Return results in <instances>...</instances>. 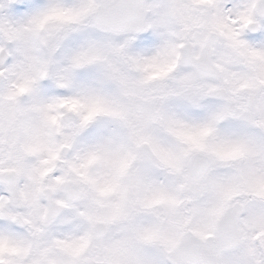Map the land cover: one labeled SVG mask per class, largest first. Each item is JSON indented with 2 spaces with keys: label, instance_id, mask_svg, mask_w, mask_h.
Returning <instances> with one entry per match:
<instances>
[{
  "label": "snow or ice",
  "instance_id": "6c2138e0",
  "mask_svg": "<svg viewBox=\"0 0 264 264\" xmlns=\"http://www.w3.org/2000/svg\"><path fill=\"white\" fill-rule=\"evenodd\" d=\"M0 264H264V0H0Z\"/></svg>",
  "mask_w": 264,
  "mask_h": 264
}]
</instances>
